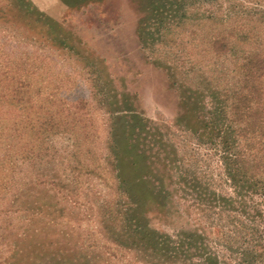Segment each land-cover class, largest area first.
<instances>
[{"label": "rangeland", "instance_id": "1", "mask_svg": "<svg viewBox=\"0 0 264 264\" xmlns=\"http://www.w3.org/2000/svg\"><path fill=\"white\" fill-rule=\"evenodd\" d=\"M247 61L264 0H0V264H264Z\"/></svg>", "mask_w": 264, "mask_h": 264}, {"label": "trees", "instance_id": "2", "mask_svg": "<svg viewBox=\"0 0 264 264\" xmlns=\"http://www.w3.org/2000/svg\"><path fill=\"white\" fill-rule=\"evenodd\" d=\"M219 40H214V44ZM247 64H243L237 70V75H240V79H243L244 86L238 88L236 91H228L225 92V100L223 101L224 106L222 113L230 116L231 123L236 126L237 129V137L241 139H246L247 133H261L264 135V118L258 112H263L264 101L262 98V89L260 86H255L254 82H252L253 71L262 70L264 66L254 67V65L250 66V61L246 62ZM249 64V66H248ZM250 77L251 81L248 80ZM251 84V85H250ZM251 88V89H250ZM250 89V90H249ZM249 90V91H248ZM260 116V117H259ZM229 118V117H228ZM240 127V128H239ZM255 128V131L253 130ZM221 140L226 144L228 143V137L222 132ZM255 137L252 138L251 141H254ZM251 150V149H249ZM254 158V157H253ZM250 160L240 154L239 157L235 160L236 169L241 170L242 172H248L246 168L245 160ZM229 160V159H228ZM254 168L259 169L264 167V163L261 165L259 161H256V164L252 163ZM261 176H263L264 180V172H258Z\"/></svg>", "mask_w": 264, "mask_h": 264}]
</instances>
